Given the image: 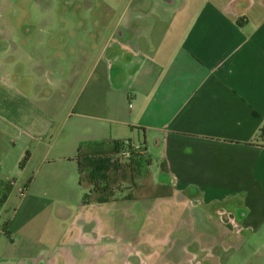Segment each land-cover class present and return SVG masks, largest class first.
I'll list each match as a JSON object with an SVG mask.
<instances>
[{
	"label": "crops",
	"instance_id": "0c3cea01",
	"mask_svg": "<svg viewBox=\"0 0 264 264\" xmlns=\"http://www.w3.org/2000/svg\"><path fill=\"white\" fill-rule=\"evenodd\" d=\"M112 4L119 12L101 14L103 29L84 35L83 85L71 81L72 106L62 102L57 83L51 92L36 80L0 74V209L20 187V204L70 188L81 142L130 140L142 145L157 166V179L149 166L154 181L170 185L172 194L89 205L119 203L134 220L139 201L151 200L144 207L152 214L155 202L164 203L171 226L200 231L198 239L178 238L182 246L196 244L185 262L218 264L227 258L199 253L198 245L248 227L250 207L239 201L235 211V198L264 193V146L256 140L264 124V0ZM219 216L234 223L231 230ZM120 246L124 262L139 257L134 247Z\"/></svg>",
	"mask_w": 264,
	"mask_h": 264
},
{
	"label": "rangeland",
	"instance_id": "374dc122",
	"mask_svg": "<svg viewBox=\"0 0 264 264\" xmlns=\"http://www.w3.org/2000/svg\"><path fill=\"white\" fill-rule=\"evenodd\" d=\"M110 2L113 0H0V74H10L17 83L22 78L36 80L51 92L57 83L60 98L65 95L62 102L72 106L68 99L71 81L75 80L76 89L83 85L79 67L83 50H87L84 35L103 29L101 14L119 12V5L110 7ZM94 57L92 52V60ZM37 63L48 70L36 67ZM156 167L154 162L150 165L155 177ZM75 171L71 187L59 195H40L44 202L36 198L20 204L23 195L13 193L8 206L0 209V264H136L140 260L144 264H190L185 262V253L196 244L182 246L178 238L190 234L198 239L199 230L171 226L164 203L155 202L159 210L148 212L144 206L152 202L149 199L137 203L140 208L134 220L132 210L119 203L85 204L87 179L83 177L79 184L76 164ZM235 200V211L244 200L248 204L244 208L250 207L248 227L241 225L228 238H217L212 241L215 245L201 241L197 249L227 258L218 259V264H264V193L253 191L247 197L243 191ZM232 213L234 223L240 224ZM225 218L219 216L229 228L234 225ZM123 243L139 250V257L130 256L124 262L119 256ZM148 252H152L150 256Z\"/></svg>",
	"mask_w": 264,
	"mask_h": 264
},
{
	"label": "trees",
	"instance_id": "16d2710c",
	"mask_svg": "<svg viewBox=\"0 0 264 264\" xmlns=\"http://www.w3.org/2000/svg\"><path fill=\"white\" fill-rule=\"evenodd\" d=\"M256 140L264 146V124L259 127ZM122 144L119 140L103 139L84 141L78 145L74 156L78 182L81 184L85 177L88 184L83 203L170 196L172 187L154 181L149 170L151 162L143 152L132 153L125 160L117 156ZM4 198L2 192L0 201Z\"/></svg>",
	"mask_w": 264,
	"mask_h": 264
},
{
	"label": "built area",
	"instance_id": "2783aa9c",
	"mask_svg": "<svg viewBox=\"0 0 264 264\" xmlns=\"http://www.w3.org/2000/svg\"><path fill=\"white\" fill-rule=\"evenodd\" d=\"M122 148L119 150V153L117 154L118 157H120L121 159L125 160L126 158H128L129 156H131L132 153H141L143 152V147L138 144V143H134L130 140H122ZM15 182L13 179H10L8 181V184L13 185ZM18 192L20 195H23L24 190L23 188H19Z\"/></svg>",
	"mask_w": 264,
	"mask_h": 264
}]
</instances>
